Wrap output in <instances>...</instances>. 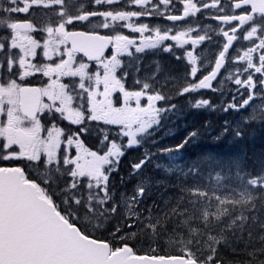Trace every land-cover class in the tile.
I'll list each match as a JSON object with an SVG mask.
<instances>
[{
	"label": "snow or ice",
	"instance_id": "obj_1",
	"mask_svg": "<svg viewBox=\"0 0 264 264\" xmlns=\"http://www.w3.org/2000/svg\"><path fill=\"white\" fill-rule=\"evenodd\" d=\"M91 35L117 40L119 59L102 68L85 55L81 72L66 63L67 48L73 37ZM157 53L183 61L181 69L149 61ZM62 62L61 71H49ZM91 70L110 72L125 87L131 80L143 89L144 104L154 97L158 118L148 129L182 118L183 107L175 103L180 99L192 109L246 113L245 126L264 123V0H0V186H38L79 234L76 246L99 264H264V163L252 170L238 160L225 165L211 157L177 163L198 129L175 147L151 152L137 139L144 128L120 137L116 125L115 132L105 129L90 110L70 119L45 106L36 123L48 139L37 144L12 135V119L25 125L11 99L18 90L41 89L59 77L62 94L69 88L86 93ZM201 90L220 103L197 98ZM229 132L243 139L240 124L233 128L225 120L220 136ZM113 135L126 143L113 141L102 172L75 171L81 144L91 136L107 145ZM132 148H140L142 158L125 176L119 160ZM156 156L169 163H151ZM150 164L167 179L145 176Z\"/></svg>",
	"mask_w": 264,
	"mask_h": 264
},
{
	"label": "water",
	"instance_id": "obj_2",
	"mask_svg": "<svg viewBox=\"0 0 264 264\" xmlns=\"http://www.w3.org/2000/svg\"><path fill=\"white\" fill-rule=\"evenodd\" d=\"M111 43L104 36H76L69 46L99 61ZM41 98L40 89H20L21 111L35 118ZM78 239L36 185L21 191L0 186V264H99L76 246Z\"/></svg>",
	"mask_w": 264,
	"mask_h": 264
},
{
	"label": "rangeland",
	"instance_id": "obj_3",
	"mask_svg": "<svg viewBox=\"0 0 264 264\" xmlns=\"http://www.w3.org/2000/svg\"><path fill=\"white\" fill-rule=\"evenodd\" d=\"M36 38L39 37L37 36ZM67 51L69 53V57L66 63L73 64L76 68L80 69L81 72L85 71L83 67L84 60L81 59L77 54L72 53L69 48H67ZM113 57V54L108 56L104 60V62L101 63V67L103 68L104 65L114 64L115 60L119 59V55H117L115 59H113ZM63 64L64 62H62V65H58L56 69H49V71L51 72L55 70L59 72L61 71ZM77 75H80V72H77ZM85 79L87 81L93 82L90 90H88L86 93H74L72 88H69L67 90V93L62 94L60 92L61 84L58 82L59 77L57 78V80L51 81L49 85L43 87V93L47 91L48 96H44L41 109H43L45 106H47L48 108L58 107L61 110L62 114L66 115L70 119H80L84 114L85 109L90 110L91 116L93 118L106 122L103 126L105 129H109L110 127H112V125H116L119 130L120 137H122L125 132L135 129L144 128L146 129V132L147 130H150L147 126L149 124H154V122L158 118V112L157 115H153L154 97L150 96L147 104H144L142 102V96L144 94L143 89L136 90L132 84H128V86L125 87L124 82L120 80L118 76H113L110 72L107 71L101 74V72L91 70L88 72V75L85 77ZM69 83H72V81L69 80ZM17 95L18 94L16 92L11 97L13 101V107L16 109L15 116L23 117L25 125L20 126L17 124L15 119H12V126H15L16 129L22 130L23 134L26 135L28 140L40 144L42 139L46 140L49 138V136L48 134L43 133L42 128L36 123V120H29L21 114L18 106ZM79 95L83 96L82 101L80 99H76V97ZM192 95L197 96V94ZM205 97H210L213 100L216 99V95L214 93L204 95L200 93L197 96V98ZM74 99L75 104L72 103ZM229 113L230 115L234 114L236 119L239 120V115L236 112L230 111ZM66 123L67 122H65V124ZM117 128H114L113 131L115 132ZM144 133L142 135H144ZM175 133L178 137L179 131L177 130L175 131ZM12 135L17 137L14 132L12 133ZM139 136L141 135H138L137 139ZM52 137H56V132L52 133ZM112 137L114 138L117 136L114 135ZM183 139H181L180 142ZM116 142L121 144L126 143V141H122L121 139L120 141ZM112 143L113 141H110L109 144L104 148L99 146L98 150H93L85 144H81L80 150L76 157V159L80 161V163H78L75 171L80 173L91 170L93 174L102 172L101 166H103L105 164V161L108 159L107 149L111 147ZM177 145L178 144H175L171 147H175ZM168 148L169 147H163L161 150H166ZM101 149L105 150L104 155H101ZM168 154L177 155V153L175 152ZM181 154L183 155L182 150ZM157 157L161 158L164 164L169 163V161L165 159V157ZM108 162L112 167H114V163H116L117 161L115 158H111ZM176 162L178 163L179 161L177 160ZM98 178H102V176H99Z\"/></svg>",
	"mask_w": 264,
	"mask_h": 264
},
{
	"label": "trees",
	"instance_id": "obj_4",
	"mask_svg": "<svg viewBox=\"0 0 264 264\" xmlns=\"http://www.w3.org/2000/svg\"><path fill=\"white\" fill-rule=\"evenodd\" d=\"M157 60L165 64L169 69L179 70L182 65L180 62H176L169 58H164L158 54L156 56H150L149 61ZM147 63V61H146ZM182 118L164 121L159 129L152 130L151 133L144 134L138 137V140L142 143L144 149L151 152H158L166 143L170 141L172 144L178 142L179 140L187 136L188 129L195 128L198 129L203 137L194 140V143L187 144L184 148V155L178 163H184L189 160H195L198 158L207 159L208 157L213 158V160H219L222 164H228L233 161H239L241 165L246 167L248 170L253 168H259L262 163H264V123H252L248 126L242 124L240 118L239 121L232 123L233 125L240 124L243 128L244 136L243 139H237L232 132L228 135L220 136L223 124L217 121L219 113L218 111L211 112L208 109H192L190 104L182 103ZM167 125V126H166ZM168 128L166 129L165 128ZM179 131L178 137L175 131ZM172 132L171 135L165 134V132ZM153 132L155 134L153 135ZM211 132V134H208ZM263 134V135H262ZM220 136L219 139L217 137ZM113 139L111 137L108 143ZM116 140V138H114ZM158 141L157 144H153V141ZM92 149H98L99 146L104 148L105 144L97 145V138L89 137L87 143L85 144ZM108 145V144H107ZM260 145V146H259ZM142 158V152L140 148H132L126 151V155L119 160L120 174L127 175L131 171V165L139 163ZM163 161L161 158H154L151 163ZM117 163V162H116ZM116 163L114 164L116 166ZM145 176L152 177L153 180H165L167 179L166 174L155 171L151 164L147 167L144 172ZM172 182L175 183L177 177L173 176L171 178ZM117 185H119V177H116ZM130 187V186H129ZM151 203V201H149Z\"/></svg>",
	"mask_w": 264,
	"mask_h": 264
},
{
	"label": "bare ground",
	"instance_id": "obj_5",
	"mask_svg": "<svg viewBox=\"0 0 264 264\" xmlns=\"http://www.w3.org/2000/svg\"><path fill=\"white\" fill-rule=\"evenodd\" d=\"M107 58V56H105V55H103V57L101 58V59H106ZM216 100H218L217 98H216ZM111 129H112V131H113V129L114 128H112V127H110ZM152 130H154V129H150V130H147L144 134H148V133H151L152 132ZM151 131V132H150ZM114 132V131H113ZM263 135V134H262ZM114 136V135H113ZM195 141H191L190 143L192 144V143H194ZM179 143H180V140L177 142V143H174V144H172L170 141H168L167 143H166V145L167 146H165V147H171V146H173V145H175V144H178L179 145ZM260 146V145H259ZM38 192H39V195L40 196H42L43 195V193H42V190L40 189V188H38ZM43 197V196H42Z\"/></svg>",
	"mask_w": 264,
	"mask_h": 264
},
{
	"label": "flooded vegetation",
	"instance_id": "obj_6",
	"mask_svg": "<svg viewBox=\"0 0 264 264\" xmlns=\"http://www.w3.org/2000/svg\"><path fill=\"white\" fill-rule=\"evenodd\" d=\"M210 22H215V21H208V23H210ZM114 43H117V40H115L114 39ZM246 43V42H245ZM116 50H118V48L116 47ZM119 51V50H118ZM114 55V54H113ZM115 57V56H114ZM42 89H43V87H42ZM213 103H220V101L219 100H216V99H214L213 100Z\"/></svg>",
	"mask_w": 264,
	"mask_h": 264
}]
</instances>
